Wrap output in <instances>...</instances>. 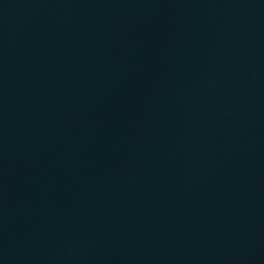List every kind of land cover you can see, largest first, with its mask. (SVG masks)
Returning <instances> with one entry per match:
<instances>
[{"label":"water","instance_id":"1","mask_svg":"<svg viewBox=\"0 0 264 264\" xmlns=\"http://www.w3.org/2000/svg\"><path fill=\"white\" fill-rule=\"evenodd\" d=\"M0 264H264V0H0Z\"/></svg>","mask_w":264,"mask_h":264}]
</instances>
